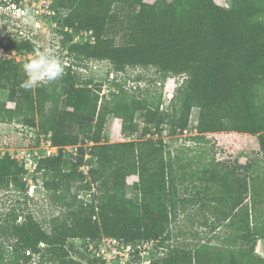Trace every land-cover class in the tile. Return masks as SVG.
<instances>
[{
    "label": "trees",
    "instance_id": "1",
    "mask_svg": "<svg viewBox=\"0 0 264 264\" xmlns=\"http://www.w3.org/2000/svg\"><path fill=\"white\" fill-rule=\"evenodd\" d=\"M49 8L60 45L76 65L25 90L21 63L0 56V89L14 106L0 107V121L20 117L50 134L58 151L39 157L33 172L63 209L47 227L31 213L20 220L7 213L0 236L11 242L7 249L0 243V264H104L87 253L102 237L133 245L155 241L161 251L148 264H264L252 253L264 240V0H53ZM82 32L88 40L74 41ZM0 46L16 55L39 47L1 34ZM84 60H105L115 72L141 67L181 77L171 109H161L160 95H130L121 83L102 99L101 84L74 69ZM193 108L199 138L219 131L256 134L259 155L237 164L215 160L212 147L189 154L167 149L159 136L144 138L153 128L161 134L164 123L170 134L187 128ZM108 114L121 119L123 133L140 137L103 141ZM86 141L92 144L79 145ZM74 145L71 159L64 147ZM24 172L8 154L0 157V189L25 191ZM132 175L137 179L129 185ZM197 203L196 210L207 213L203 226L210 218V230L226 228V247L170 242L171 222Z\"/></svg>",
    "mask_w": 264,
    "mask_h": 264
},
{
    "label": "rangeland",
    "instance_id": "2",
    "mask_svg": "<svg viewBox=\"0 0 264 264\" xmlns=\"http://www.w3.org/2000/svg\"><path fill=\"white\" fill-rule=\"evenodd\" d=\"M153 1V0H145ZM222 3V0H216ZM53 0H0V34L16 35L25 37L36 42L41 50L50 49L59 58L63 73L71 63H74L72 57L68 56L66 50L60 45V36L57 32V24L53 20V12L49 6ZM89 38V33H80L74 36V41H85ZM34 52L25 55H16L13 52H7L0 46V56L14 58L17 62L23 64L32 58ZM76 71L82 79L91 78L93 83H100V97L108 99L112 92L116 89V84L121 83L124 89L130 95L137 97H153L156 99L160 95L161 109L168 111L171 108V99L175 93V89L181 81V77L169 75L166 78L161 77L153 68L127 67L122 72H115L109 62L105 60H84L80 62ZM80 84L79 82H77ZM38 86V85H37ZM79 86V85H77ZM101 100V99H100ZM99 100V101H100ZM6 105L7 108H13V103L7 100V91L0 89V107ZM59 107H63L62 101ZM46 110L51 111V104L47 103ZM198 116V109L191 110L187 132L177 131L170 134L166 124H162V133L153 128L144 138L155 139L159 136L165 143L166 148L171 151H179L182 153H194L198 148H211L214 152L215 160L230 161L231 163L245 164L254 160L258 152V139L256 134L239 133L235 131H219L205 133L199 138L198 133L194 131ZM136 123L141 127L143 122L140 118H135ZM264 136V132L262 133ZM137 134H126L121 131V119L108 114L105 118L101 138L103 141H129L139 138ZM50 141V142H49ZM92 144L82 142L81 147ZM65 146L66 155L74 159L77 154V147ZM67 147V148H66ZM58 147L51 143L50 134L40 133L37 127L26 124L22 118L13 117L11 120L0 121V157L8 154L14 158L19 165L25 169L22 180L26 182L25 191L18 190L11 186L6 190L0 189V222L7 213L14 211L21 219L25 213H31L37 218L44 227L48 226V221L54 215H58L63 206L61 202H57L51 194L44 190L42 179L35 176L33 169L39 157L48 154H56ZM88 155L84 156L86 159ZM85 172L88 166L81 167ZM136 176L127 177V183L130 185L136 181ZM186 185V184H184ZM129 196L136 195V191L131 189ZM82 198H88L79 192ZM249 201V199H247ZM199 203L192 206L189 212H181L171 222L170 229L172 231L171 243L175 244H195L198 242H208L211 245H220L226 247L227 233L224 226L210 230V218H207L206 225L200 222L207 217V213H202ZM204 216H203V215ZM210 217V216H209ZM9 240V239H8ZM77 241V240H76ZM75 241V242H76ZM10 240L4 236H0V243L4 249H7ZM157 243L149 242L142 248L140 260L142 264H148V260L159 250ZM249 247V245H247ZM253 255L264 258V240L259 239L255 248L252 250ZM139 256V255H138ZM34 262L36 258L32 259ZM45 264H51L48 261Z\"/></svg>",
    "mask_w": 264,
    "mask_h": 264
},
{
    "label": "clouds",
    "instance_id": "3",
    "mask_svg": "<svg viewBox=\"0 0 264 264\" xmlns=\"http://www.w3.org/2000/svg\"><path fill=\"white\" fill-rule=\"evenodd\" d=\"M26 79L21 87L29 90L42 82H53L63 74V66L59 58L50 49L37 47L31 59L23 64Z\"/></svg>",
    "mask_w": 264,
    "mask_h": 264
},
{
    "label": "built area",
    "instance_id": "4",
    "mask_svg": "<svg viewBox=\"0 0 264 264\" xmlns=\"http://www.w3.org/2000/svg\"><path fill=\"white\" fill-rule=\"evenodd\" d=\"M84 40L86 41L88 39L86 38ZM194 131H196L195 128ZM182 132L186 133L187 128L183 129ZM33 167L35 168V165ZM149 242L152 243L155 241L150 240L138 242L133 245L124 243L112 237H102L98 243L88 244L87 253L90 255H95L96 257H100L102 260H104V264H142L141 260L139 262L134 260L136 257L135 255L137 253V255L141 256L142 248H144Z\"/></svg>",
    "mask_w": 264,
    "mask_h": 264
}]
</instances>
